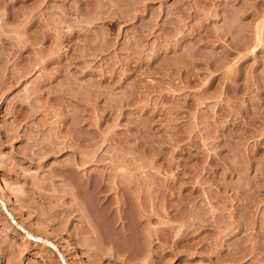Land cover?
<instances>
[{"label":"rangeland","instance_id":"rangeland-1","mask_svg":"<svg viewBox=\"0 0 264 264\" xmlns=\"http://www.w3.org/2000/svg\"><path fill=\"white\" fill-rule=\"evenodd\" d=\"M0 264H264V0H0Z\"/></svg>","mask_w":264,"mask_h":264}]
</instances>
